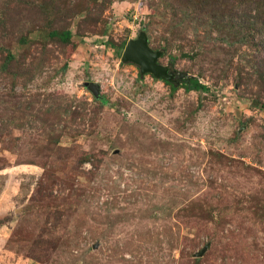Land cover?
Instances as JSON below:
<instances>
[{"label":"rangeland","instance_id":"1","mask_svg":"<svg viewBox=\"0 0 264 264\" xmlns=\"http://www.w3.org/2000/svg\"><path fill=\"white\" fill-rule=\"evenodd\" d=\"M150 4L0 0V264H264V85L189 35L158 63L209 92L139 78Z\"/></svg>","mask_w":264,"mask_h":264},{"label":"trees","instance_id":"2","mask_svg":"<svg viewBox=\"0 0 264 264\" xmlns=\"http://www.w3.org/2000/svg\"><path fill=\"white\" fill-rule=\"evenodd\" d=\"M242 5H249L255 11L252 19L242 18L241 20L239 8ZM150 8L151 14L148 22L143 25V31L147 35L149 47L153 40L161 41L158 47H150L154 51H161V57L170 50L172 45L175 46L176 41L180 43V40H184L187 35L192 37L195 48L192 47L187 52H184L182 48V51H179L181 58L194 60L210 41L218 45L224 44L229 49L239 52L238 59L242 68L251 69L245 74L253 76L254 80H252L259 85H264V0H151ZM158 27L163 33L159 38L154 36ZM47 36L63 43H69L72 37L70 31L56 29L50 30ZM24 41L26 40H20L22 44ZM125 44L126 41L121 44L119 51ZM245 48L250 52L242 51ZM171 57L172 61L176 60L175 56ZM14 58L8 52L2 67H9ZM244 69H240V73H243ZM138 75L139 78L142 77L139 72ZM177 78L179 79L178 76ZM240 79L244 81L251 77H240ZM162 82L170 86L173 93L178 89L175 83ZM178 84L185 92H209L207 86L196 77L179 79ZM252 104L264 109V103L252 101ZM196 261H199L198 258Z\"/></svg>","mask_w":264,"mask_h":264},{"label":"water","instance_id":"3","mask_svg":"<svg viewBox=\"0 0 264 264\" xmlns=\"http://www.w3.org/2000/svg\"><path fill=\"white\" fill-rule=\"evenodd\" d=\"M161 55V51H154L149 47L147 35L141 30L136 38L130 39L126 42L120 60L122 63L137 66L141 76L150 75L157 80L168 83H175V76H178L179 79L189 77V75H182V73L177 72L168 66L159 64L158 60L161 58ZM86 87L95 99L99 98L100 92L98 84L87 83ZM206 249L207 246L203 247L200 252L194 254V257H202Z\"/></svg>","mask_w":264,"mask_h":264},{"label":"flooded vegetation","instance_id":"4","mask_svg":"<svg viewBox=\"0 0 264 264\" xmlns=\"http://www.w3.org/2000/svg\"><path fill=\"white\" fill-rule=\"evenodd\" d=\"M174 80H175V83H178V80H179V79L177 78V76H175V77H174Z\"/></svg>","mask_w":264,"mask_h":264}]
</instances>
